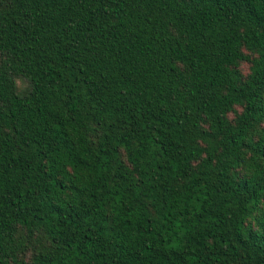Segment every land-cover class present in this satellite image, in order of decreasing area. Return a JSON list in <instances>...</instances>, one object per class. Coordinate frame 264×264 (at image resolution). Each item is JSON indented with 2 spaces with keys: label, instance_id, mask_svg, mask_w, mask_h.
Instances as JSON below:
<instances>
[{
  "label": "trees",
  "instance_id": "obj_1",
  "mask_svg": "<svg viewBox=\"0 0 264 264\" xmlns=\"http://www.w3.org/2000/svg\"><path fill=\"white\" fill-rule=\"evenodd\" d=\"M0 264H264V0H0Z\"/></svg>",
  "mask_w": 264,
  "mask_h": 264
}]
</instances>
